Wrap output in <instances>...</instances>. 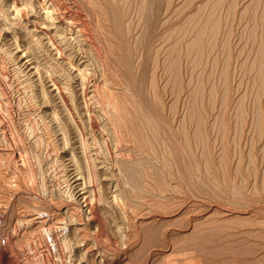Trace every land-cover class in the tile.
<instances>
[{
  "label": "rangeland",
  "instance_id": "374dc122",
  "mask_svg": "<svg viewBox=\"0 0 264 264\" xmlns=\"http://www.w3.org/2000/svg\"><path fill=\"white\" fill-rule=\"evenodd\" d=\"M2 1L6 0H0L4 7L0 8L4 90L0 95V252L11 257L8 264H205L204 260L227 264L199 250L219 253L225 246L247 254L253 249V257L264 264V246L236 236L255 221L264 222V161H260L264 158V0H131L124 23L133 53L137 47L135 77L156 109L150 114L141 106L139 92L124 91L111 80L115 76L108 62L115 64L110 52L102 51L109 58L103 63L92 50L85 54L78 41L61 43L67 60L69 55L87 60L89 88L99 83L115 87L122 110L135 106L147 113L142 116L148 123L138 116L137 120L156 149L151 154L119 142L112 131L110 107L97 87V95L94 91L86 99L77 91L71 65L61 63L50 46L33 36L38 40V61L42 58L40 69L47 76L61 77L69 92L67 104L49 92L48 84L39 86L37 77L32 78L22 65L29 57L20 61L25 51L18 33L9 41L3 31L9 23L14 26L9 29L16 31L20 23L12 22L15 18ZM78 4L90 20L86 3ZM214 23L219 25V36ZM228 54L225 58L230 62L225 64L230 74L224 64ZM116 66L119 73V63ZM104 72L106 79L99 78ZM38 87L43 90L40 97ZM255 96L261 105L253 102ZM255 105L260 110L263 106L262 112ZM89 113L96 117L94 126L87 121ZM256 117L263 120H258L263 123L261 134L255 129ZM218 125L229 131L219 130ZM252 136L258 143L251 141ZM121 167L134 169L136 177ZM109 173L114 177L111 182L105 180ZM85 190L89 197H79ZM92 206L99 209L102 229L95 227Z\"/></svg>",
  "mask_w": 264,
  "mask_h": 264
},
{
  "label": "bare ground",
  "instance_id": "6f19581e",
  "mask_svg": "<svg viewBox=\"0 0 264 264\" xmlns=\"http://www.w3.org/2000/svg\"><path fill=\"white\" fill-rule=\"evenodd\" d=\"M80 1H83L86 3L87 8L89 10L88 13H89L90 20H88L86 18V15L81 12L80 5L78 4V3H80ZM2 2H5V1H2ZM130 2H131V0H74V1H71V0H66V1L65 0H6V2L4 4H6L8 6V8H9L8 10L11 11L13 17L15 18V21H12V22H14L16 24V21H19L20 24H18V23L16 24V26H15V28L17 29L16 31L14 30V28L9 29L10 27H14L13 25L9 26L12 23H9V25H4L2 28H4L3 31L8 32V36L10 37V39L9 38H7V39L9 41H11V39L15 40L14 39L15 33H18L19 37L22 40L20 47H23V50L25 51L24 54H21L20 57L19 56L18 57L20 58V61L22 60L24 55L26 57H29L28 61L23 60L24 62H23V64L21 62V64L27 70V72L29 73V75L32 78L37 77V79L39 80V86L43 82L45 83V85L48 84L47 87L49 88V92L60 95V97H62V99L67 104V98H69L67 93H69V92L66 90V88L63 87V84L60 81L61 77L59 76L56 78V76L54 74H50V76H47L40 69L39 61L42 62L41 61L42 58L38 61V52L40 53L38 46L36 44V42H38V40L40 41L41 44H44V45L47 44L48 46H50L51 51L58 56V59L61 60V63H68L69 66L71 65L70 68H72L71 71H73V73H74L73 76L76 80L75 86L77 88V91H79V93H81L86 99H88V97H90V93L92 94L94 91H95V96L97 95L96 94V87H97V89L99 91L98 94L102 98L101 100H104V102L107 104V106L110 107L109 116L112 120V131H113L114 136L117 138V140L121 143L124 142L128 145L131 144L132 147H130V148L133 151L141 150L142 152H146L148 154H151L154 152V150L156 152V149L154 147H152L151 142L149 141V139L147 137L148 132L141 125V123L137 120V116L139 118H143L144 123H148L149 120L147 121V119L145 118L146 116L145 117L142 116V114H144V115L147 114V113H144L143 109H145L146 112H149V114L156 112V109L154 108V110H153V106H152L153 104L149 103L146 100V98L144 96V90H143L144 85L137 80V78L135 77V74H134V64H135V61L137 60V57L135 56V54L137 53L136 52L137 47L135 49V53H133L134 50L132 51L131 46L129 44V42H130L129 33L130 32L124 23L125 21L128 20V18L130 16V9H131ZM254 3H255V1H254ZM81 4H83V3H81ZM2 6H3V4H2ZM256 7H251V8L255 9ZM260 7H262V6H260ZM3 8H1V9H3ZM256 10H258V9H256ZM139 11L141 13L143 12L142 9H139ZM3 15H5V14H3ZM0 20H1V18H0ZM263 20H264V18H263ZM259 21L263 25L262 19H260ZM22 22L24 24H22ZM2 23H4V22H2ZM213 25L215 26L218 24L214 23ZM24 26H26L27 28ZM214 26H210L211 29ZM216 27H219V25L215 26V28H213V31L216 30L215 32H217V34L219 36L218 31H220V30H217ZM259 27H260V25L259 26L257 25V28H259ZM261 28H262V26L260 27V29ZM10 30H14L15 32H11L12 33L11 34ZM31 32H33V34ZM202 32L203 31L200 32L201 35L203 34ZM262 33H264V32H262ZM212 35H215L214 38L215 37L217 38V36H216V34H214V32ZM262 35H264V34H262ZM33 36H35V37L37 36L36 38H38V40H35L34 39L35 37L33 38ZM262 39L264 40V37H262ZM74 40L78 41L80 43L82 48L85 50L84 51L85 54H87V51L92 50L100 58V60L103 63H105V61L108 62L109 58L107 55H103L102 51L106 50V51L110 52L108 55H110L114 58V64H115V65H111L108 62L110 69H111V72L115 76V78L111 77V80L113 82L115 80V82L119 85L118 88H120L124 91H127L128 89H130L131 92H133V90H135L136 92H139V94L141 95V100H142L139 102H141V106L143 107L141 112L139 110V107L134 108L135 106L133 108L126 110V111L122 110L118 104V101L115 99V95L117 93H119V92L115 91V87H110L108 85L101 86L100 83L97 86L93 85L94 88L88 87V84L90 81L89 80L90 76H89V71L87 69V64H86L87 60H85L84 56H81L80 58L74 60L71 55L68 56V60H67V57L65 56L64 50L62 49L63 45L61 46V43H64V42L68 43V42L74 41ZM216 41H217V39H216ZM142 43H144V42L142 41ZM149 44H151V43H149ZM136 46H137V44H136ZM15 47H16V45H15ZM17 47H18V45H17ZM258 49H260V48H258ZM258 49H257V51H258ZM145 50L146 49L143 50V53H142L143 56H144V54H146L144 52ZM116 53L119 54V58H117ZM229 54H231V52ZM229 54L224 55V58L226 56H228V58H229L230 57ZM19 58H18V60H19ZM226 58L224 59L225 61H227V59H228V58L227 59ZM232 58H233V56H232ZM232 58L230 60H232ZM218 60H217V65H220V64H218L219 63ZM173 62H172V65L174 66V64H176V62L175 61H173ZM229 62L230 61L224 62V64L226 63L229 65ZM117 63H119V65H120V72L119 73H118L117 66H116ZM231 63H233V62H231ZM41 64L43 65V63H41ZM224 64L222 61V65H224ZM226 64H225V67L227 69L228 66H226ZM173 66H172V68L177 67V66H174V67ZM230 66H231V64H230ZM169 67H170V65H168V68ZM249 68H248V70L245 71L246 73L249 70H251L253 67L251 68V66H250ZM228 69H229V74H230V67ZM223 70H225V69H223ZM222 73H224V72H221V74ZM95 78H96V75H95ZM99 78L106 79L105 78V72L103 74H101L99 76ZM228 78L230 79V76H228ZM258 78H260V76H258ZM258 80H260V79H258ZM96 81H97V79H96ZM1 86H2V83L0 81V91H1L0 95H3L4 90ZM256 86H257V84H256ZM258 89L260 90V88H258ZM263 91H264V88L261 92H263ZM36 92H37V95L40 97L39 93L43 92V90H41V88L38 87L36 89ZM256 92H258V91H256ZM255 95H259V94H255ZM255 97H254V99H256V100L253 99V102H255L257 100H259V101L261 100V99H257V96H255ZM247 98H249V97H247ZM250 102H252V101H250ZM260 102L257 101L256 105L258 103L261 105ZM256 105H255V108L258 107L259 112H262L263 106L261 107V110H260L259 109L260 105L259 106H256ZM87 106H89V105H87ZM222 110H223V108L220 111H222ZM238 112H241V110ZM222 113H224V112L222 111ZM224 114H226V113H224ZM224 114L220 113L221 117H223ZM241 114L242 113H239V116H241ZM247 114L251 115L250 113H247ZM252 114L257 115V113H255V111ZM258 115H261V114H258ZM217 116H218V114H217ZM224 117H226V115H224ZM262 117H264V116H262ZM257 118L258 117H256V119ZM259 118H261V117L259 116ZM259 118L256 120V122L253 121L254 125H255V123H259V125L257 124L259 127L257 126L258 128L257 127L255 128L256 132H258V134L260 133L261 130L263 131V129L260 130V128H261L260 125H263V123L261 124V122H259L262 119H259ZM219 119L222 120L221 121L222 123L220 122V124L225 123L223 118H219ZM219 119L217 118V121ZM242 119H243V117H242ZM245 119H246V117H245ZM202 120H203V118H202ZM202 120L199 119V122L204 123V121L202 122ZM225 120L227 121L228 119H225ZM87 121L91 124V126H94L97 124L96 117L94 115H92V113L88 114ZM11 123H13V122H11ZM226 124L228 126V122ZM200 125H202V124H200ZM244 125L248 126V123H246ZM215 126H217V125H215ZM215 126H214V128H218L220 126L219 130L220 129L222 130V128L224 127L223 125H218V127H215ZM251 126H252V124H251ZM251 126L248 128H250V129L254 128L253 126L251 128ZM226 128H224L222 131H226L225 130ZM228 128H231V127H228ZM263 128H264V125H263ZM232 129L233 128H231L230 130H232ZM258 129H259V131H257ZM219 130H218V132H219ZM234 130H236V129H234ZM254 130L251 133L254 134ZM227 131H229V130H227ZM237 132H238V130H237ZM248 132H250V131H248ZM234 133H236V131H234ZM246 133H247V131L245 132V134ZM224 134H220L219 136L224 137ZM238 136H239V134H238ZM238 136H236V137H238ZM259 136L260 135H257L258 140L260 141L261 139H259ZM257 137H253L254 139L251 138V141L252 140H254L253 142L257 141V140H255V138H257ZM262 139H264V133L262 135ZM262 142H264V141H262ZM251 143H249V144H251ZM257 143H258V141H257ZM249 146L253 147L254 144L249 145ZM261 146H262V144H261ZM152 148L154 150H152ZM261 149H263V146L261 147ZM256 150H257V147H256ZM151 151H153V152H151ZM259 151H261V150H259ZM247 152L250 153L251 151L249 150ZM257 152H258V150H257ZM261 152H264V151H261ZM251 154H252V152H251ZM241 156L242 155H239L238 157L244 158V156H248V155H244L242 157ZM254 156L256 157V155H254ZM261 158L262 159L260 161H264L263 156ZM244 159L246 160V157ZM249 159L250 158H248V160ZM253 159H254V157H253ZM258 159H260V157ZM116 162L119 163V166H121L120 162H118V161H116ZM253 162H251V163L253 164ZM127 164L128 163H126L125 165L127 166ZM121 168H123V167H121ZM124 168L126 169V167H124ZM124 168H123V170H125ZM119 170H121V169L119 168ZM130 170L131 169H129V171ZM126 171L129 172L128 170H125L123 172L127 173ZM132 171H134V169L131 170V174H134L135 172L137 173V171H134V173H132ZM113 173H115V172H113ZM113 173L107 174L105 177V180H107L108 182H111L114 178ZM134 176H135V174H134ZM118 177H119V175H118ZM138 179L139 178L135 179V181ZM75 182H79L78 178L75 179ZM88 193H89V191L85 190L84 192L79 193V197H81V198H83L85 196L89 197ZM117 197H114V199H113L114 202H117L118 198H120L121 196H119L118 198ZM123 199H120V200H123ZM117 205H119V204L117 203ZM92 208H93V206H92ZM90 210H91V208H90ZM98 210H97V207H95L93 212H91V215L93 214L92 217H93V221L96 225L95 227H97V230L102 229V227H103V223H102L103 221L100 218L101 216L98 214L99 213ZM262 220H264V218H262ZM33 221H35V220H33ZM228 236L234 237L235 235L229 234ZM236 236H237V238H240L241 241H243V242L250 243L253 245L264 246V222L263 221H260V222L255 221V223L251 224L250 227L248 226V228L246 230H243V231L241 230ZM78 242H80V241H78ZM80 243H78V244L80 245ZM199 250L205 256H213L215 258L219 256V257L225 259L227 261V264H261L259 262L260 259H256L253 257V254H254L253 249H252L251 254H247L246 251L241 252L237 247H234V246L233 247L225 246L221 252H219V253L214 252L215 254L206 248H201ZM82 254H84V253H82ZM83 258L84 257L82 256V259ZM79 260H81V256H80ZM10 261H11V257L8 254H6L5 252H2V253L0 252V264H8ZM203 262L205 264H208L206 260H204ZM78 263H79V261H78ZM224 264H226V262H224Z\"/></svg>",
  "mask_w": 264,
  "mask_h": 264
}]
</instances>
